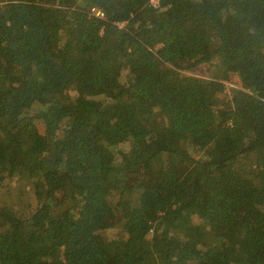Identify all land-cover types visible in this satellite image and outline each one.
<instances>
[{"label":"trees","instance_id":"obj_1","mask_svg":"<svg viewBox=\"0 0 264 264\" xmlns=\"http://www.w3.org/2000/svg\"><path fill=\"white\" fill-rule=\"evenodd\" d=\"M158 1L0 0V264H264V0Z\"/></svg>","mask_w":264,"mask_h":264},{"label":"rangeland","instance_id":"obj_2","mask_svg":"<svg viewBox=\"0 0 264 264\" xmlns=\"http://www.w3.org/2000/svg\"><path fill=\"white\" fill-rule=\"evenodd\" d=\"M153 2H154V4H158V0H153ZM197 75H199V76H202V75H206L207 73H205V69L204 68H202L201 70H199L197 73H196ZM10 188H12V192H17L16 191V189H15V186H11ZM7 188H5V189H3L1 192H0V198L2 197V198H5L6 200H8V202L7 203H14L16 200H15V198H14V194H9V195H11L9 198H7V197H5V195L4 194H6V195H8V193L9 192H7V190H6ZM26 194H28V193H26ZM16 195H18V194H16ZM27 202H29V201H27ZM15 208H17L18 209V211L19 212H25L26 211V208H25V206H21V205H18V206H14Z\"/></svg>","mask_w":264,"mask_h":264},{"label":"built area","instance_id":"obj_3","mask_svg":"<svg viewBox=\"0 0 264 264\" xmlns=\"http://www.w3.org/2000/svg\"><path fill=\"white\" fill-rule=\"evenodd\" d=\"M93 10H95V8H93ZM97 14L99 15H103V12L102 11H100V10H97Z\"/></svg>","mask_w":264,"mask_h":264}]
</instances>
